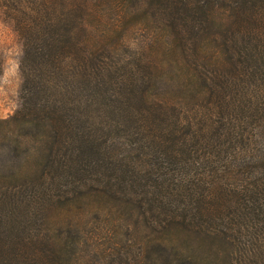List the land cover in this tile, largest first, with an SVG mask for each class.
<instances>
[{
    "label": "trees",
    "instance_id": "16d2710c",
    "mask_svg": "<svg viewBox=\"0 0 264 264\" xmlns=\"http://www.w3.org/2000/svg\"><path fill=\"white\" fill-rule=\"evenodd\" d=\"M0 14L22 45L0 120V264H264V0ZM117 19L154 39L99 44Z\"/></svg>",
    "mask_w": 264,
    "mask_h": 264
},
{
    "label": "rangeland",
    "instance_id": "374dc122",
    "mask_svg": "<svg viewBox=\"0 0 264 264\" xmlns=\"http://www.w3.org/2000/svg\"><path fill=\"white\" fill-rule=\"evenodd\" d=\"M120 25H116L113 30L107 28L106 36L100 40L99 44L111 45L115 48L117 43L125 40V53L132 52L138 48V44L145 42L148 37L149 40L154 39L151 30L142 29V31L132 30V25L124 22V20L117 19ZM125 23V24H124ZM129 26V29H127ZM157 40V39H156ZM158 41V40H157ZM146 45V43H143ZM153 45V43L151 44ZM144 47L145 46L141 45ZM22 45L21 41L13 30L10 23L6 22L0 14V120L11 116L19 104V88L21 78L19 73V60L21 58ZM160 44H154L152 49L146 48V51H153L156 56H159ZM158 63L163 59L162 56L157 57Z\"/></svg>",
    "mask_w": 264,
    "mask_h": 264
}]
</instances>
